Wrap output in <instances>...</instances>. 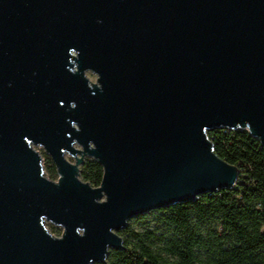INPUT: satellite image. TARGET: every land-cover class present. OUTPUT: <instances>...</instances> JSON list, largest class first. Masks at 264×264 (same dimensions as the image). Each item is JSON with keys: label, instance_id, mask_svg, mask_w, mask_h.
Here are the masks:
<instances>
[{"label": "water", "instance_id": "obj_1", "mask_svg": "<svg viewBox=\"0 0 264 264\" xmlns=\"http://www.w3.org/2000/svg\"><path fill=\"white\" fill-rule=\"evenodd\" d=\"M219 127L264 143V0H0V264H106L131 218L233 188Z\"/></svg>", "mask_w": 264, "mask_h": 264}, {"label": "trees", "instance_id": "obj_2", "mask_svg": "<svg viewBox=\"0 0 264 264\" xmlns=\"http://www.w3.org/2000/svg\"><path fill=\"white\" fill-rule=\"evenodd\" d=\"M209 138L214 151L238 167L236 185L157 209L156 227L136 226L151 212L131 218L134 223L119 231L125 248L111 249L106 264H264V144L241 129L214 128ZM103 173L91 157L80 167L92 186L101 184Z\"/></svg>", "mask_w": 264, "mask_h": 264}, {"label": "rangeland", "instance_id": "obj_3", "mask_svg": "<svg viewBox=\"0 0 264 264\" xmlns=\"http://www.w3.org/2000/svg\"><path fill=\"white\" fill-rule=\"evenodd\" d=\"M86 75L92 80V81H95L97 79V73L92 71V70H87L86 71ZM35 148L37 150L40 151V153L42 154L43 158H44V169H45V172L48 174L49 178L52 179L53 181H59V178H60V174L58 173V170H57V167H56V172L55 173H52L51 171L47 170L45 164H46V157H50L47 152L45 151L44 147L42 146H35ZM88 157V156H86ZM51 158V157H50ZM67 158L72 161V162H75L76 159L71 155V154H67ZM80 167H81V164H80ZM81 178V176H80ZM82 179V178H81ZM153 211V212H152ZM151 212V213H149ZM147 213H149L146 218L141 221V222H136V226L137 227H141V226H144L146 224L152 226V227H156L157 225H160L156 222V219L158 218L159 216V212L157 211V209L155 210H151ZM134 223V221H129V223ZM211 223V222H210ZM213 223V222H212ZM206 225V223H205ZM46 226L47 228L52 232L54 233L56 236H61L62 235V232H63V228L60 227V226H57V225H54L52 222H49L47 221L46 222ZM166 229V228H165Z\"/></svg>", "mask_w": 264, "mask_h": 264}, {"label": "built area", "instance_id": "obj_4", "mask_svg": "<svg viewBox=\"0 0 264 264\" xmlns=\"http://www.w3.org/2000/svg\"><path fill=\"white\" fill-rule=\"evenodd\" d=\"M225 129H230V128H225ZM241 130H247L246 128H240ZM211 130H209L208 131V137H209V132H210ZM210 139V138H209ZM260 141V140H259ZM261 142V141H260ZM262 143V142H261ZM262 144H264V143H262ZM208 193H213L212 191H210V192H208Z\"/></svg>", "mask_w": 264, "mask_h": 264}]
</instances>
